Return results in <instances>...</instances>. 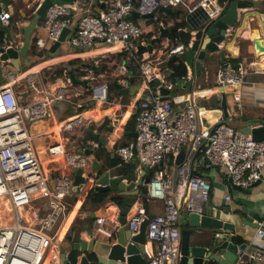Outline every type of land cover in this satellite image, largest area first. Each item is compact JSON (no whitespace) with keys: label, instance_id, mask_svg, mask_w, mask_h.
Listing matches in <instances>:
<instances>
[{"label":"built area","instance_id":"2783aa9c","mask_svg":"<svg viewBox=\"0 0 264 264\" xmlns=\"http://www.w3.org/2000/svg\"><path fill=\"white\" fill-rule=\"evenodd\" d=\"M22 1L25 9L33 14L42 0ZM192 2L106 0L98 12L92 11V0L53 2L45 9L40 21L45 35L37 37L34 42L36 50L41 51L46 45L55 42L64 28L69 27L71 31L64 42L69 46L80 50L98 46L113 47L136 66L150 99H141L135 106L134 144L120 145L116 153L122 162L135 158L140 169L153 170L145 187L146 197L162 201L161 213L148 215L144 207L139 205L125 222L131 234L135 235L142 221L148 219L143 243L146 264H177L180 212L203 214L211 184L208 178L192 171V161L196 155H200L211 167L223 170L230 181L241 188H249L258 182L264 168V139L254 140L249 134L226 122L200 129L192 99H187L184 107L175 111L170 97L158 98L152 93L151 80L157 77L163 84L164 71L169 70L164 61L184 51L191 37L187 44L177 39L159 40L155 45L160 47L157 51L162 59L151 60L137 51L138 45L144 48L147 45L143 38V27L130 18L132 12L159 16V8L176 9ZM208 3L213 4V1H198L189 10L199 5L206 7ZM9 16L8 10L0 9V26L9 25ZM20 45L21 31L18 30L13 40L2 45V48ZM255 66L254 70L261 71ZM113 69L117 76H124L127 63L114 62ZM0 70L3 77L0 83V198L6 197L9 205L8 215L0 218V264H41L48 252L54 251V257L58 260L57 243L61 223L68 212L69 205L65 199L73 194V174L78 168L84 176L91 171V160L83 152L85 147L83 144L76 145V139L83 136L90 126L89 112L93 106L98 111L101 106L119 105V102L116 98L114 101L109 98L108 81L95 79V72L91 68H85L84 75L79 78L85 84L75 86L77 84L67 78L65 84L54 90H47L39 75L19 72L8 61L0 62ZM244 74L241 64L225 61L217 70L216 80L219 85L228 83L234 100L239 101V88ZM22 80L26 91L31 89L40 92L41 99L18 100L15 86ZM167 88L170 89L171 85H167ZM26 91L19 93L24 92L25 95ZM88 102L92 103V107H88ZM63 103H72L75 108L86 105V109L68 120L55 123L58 130L52 127L48 131H32L31 126L35 122L52 120L56 111L54 105ZM101 122L102 118L98 120V123ZM44 137L52 140L47 146V155L51 159L62 157L71 173L58 171L52 177L47 174L35 145L36 139ZM187 144L189 148L184 160L174 167L171 174V159ZM90 147L96 148L97 143L93 142ZM42 198L46 201L43 208L40 204ZM224 199L229 200V196ZM107 220L105 215L96 217L90 227L91 238L111 237L119 223L117 218H113L111 225L114 229L111 230ZM256 233L262 237L264 226H259ZM252 262L264 263V251L242 252L232 264Z\"/></svg>","mask_w":264,"mask_h":264},{"label":"crops","instance_id":"0c3cea01","mask_svg":"<svg viewBox=\"0 0 264 264\" xmlns=\"http://www.w3.org/2000/svg\"><path fill=\"white\" fill-rule=\"evenodd\" d=\"M92 1V11L98 12L104 7L106 0ZM198 1L201 0H193V2L190 4L173 9L171 15L164 13L165 17H163V12H159V16L155 15L150 18H141L133 15L132 20L140 24L145 31L143 38L147 45L146 48H148L151 40L157 34L156 28L158 23H167V26H170L172 21L177 18L178 15L182 14L186 10H189L190 6ZM11 2V7L13 10L12 16L14 20L19 22L23 21L22 24L24 25L33 16V14L30 13L29 10L25 9L22 0H11ZM250 2H252L253 5L250 12L256 13H250V16H246V14L242 18V21L237 23L235 28L232 29L230 36H228L225 41H222L219 44V48L223 52L222 58H220L218 53H214L212 59L209 61H202L210 63L207 65L202 63L203 69L201 70L199 77H195L194 70L189 69L184 61L183 63L187 70V74L184 78L180 80H172L170 79L172 70L169 69L168 71H164L165 77L163 84L166 87L167 85H171L169 97L171 98L173 110L177 111L178 109L183 108L186 104V100L192 99L196 109V121L200 129L212 128L220 122H230L232 127L241 129L240 124L243 121L256 119L264 120V72H262V68L264 66V55L256 59L253 49V41L256 38L262 37L264 40V35L262 34L261 30V20L257 15L264 14V0H251ZM0 9H6L9 11L8 7L3 4ZM40 21L41 19L39 20L38 27L32 33V51H28L27 53V58L30 60L32 59V62L35 63L34 65H30V67L21 66L18 71L23 73L30 72L39 75L44 81L45 88L47 90H54L56 87L65 84L69 75L66 73V69H63L60 76L56 78H49V73L44 75L42 72V70L45 68L48 69L52 66L60 64L66 65L67 62L73 59L87 62L92 67L96 68L105 66L106 69L103 72L99 71L94 73L95 79L102 78L108 81L109 91L113 95V101L116 98L119 102V105L115 104L114 106H101L99 107L98 111H96L94 110L95 107H92V103H88V107H92L91 111L89 112L91 117L89 120V125L93 124V131L97 132L98 126L100 124L98 123V120L102 118L103 122L101 123H109L110 120L106 116V113L113 107V115L114 117L120 119V125L123 128L124 133L116 143L112 142L111 146L113 156L110 155V152H108L106 148H101V146L98 147V155L103 162L107 163L109 166L116 167V174H121L123 172L122 166L120 164H112V159L117 158L118 160H121L116 153V148L122 145V143L129 144L133 142V136L128 135V133L134 131V118L136 111L135 106L137 105L138 101L141 100V95L144 93L147 94L148 92L145 88V85H143L141 78L139 77L137 69L134 70L132 67L127 66L126 75L124 76H117L114 72L108 73V60L105 58L104 54L114 57L117 62H126L122 59V55H119L120 51L114 50L113 47L98 46L80 50L63 43L59 53L49 54L47 52L48 45H46V47L41 51L34 50L33 47H35L34 42L36 38L45 35L44 30L41 28ZM178 31L186 32L185 29H179ZM192 35L193 32L191 31V39ZM153 47L154 48L151 53H149L146 49L140 52L141 55L148 57L151 60H156L157 58H159V60L162 59V56L157 51L160 47L155 44H153ZM102 59H104V61H102ZM166 61L167 59L164 62ZM225 61H229L234 65L241 64L245 70L243 82L239 88V101H235L231 93H225L228 113L227 116L223 114L220 107L221 94L225 90L222 85L217 83L216 80L217 70ZM20 62H24V60L20 59ZM165 65L167 66V62ZM254 66L261 69V71L254 70ZM12 67L16 69L13 65ZM111 75L112 77H110ZM191 79H195V87L192 93L188 94L185 91V86L187 80ZM23 82L24 81L22 80L15 86L16 92L26 91V87ZM136 84H139L137 88L135 87ZM117 85H119V87ZM150 85L153 95L158 96L157 87H155L152 82ZM75 86H78V84ZM129 88H135L134 92H127L125 94L120 91ZM41 97L42 95L40 92L31 89H28L26 94L23 96L24 101L38 100L41 99ZM72 106V103H63L62 108L55 111L52 120L47 122H35L31 126L32 131L37 132L42 129L48 131L52 127H55L54 129L58 130V126H54L55 123L68 120L75 114L81 113L86 109V105L84 107L81 106L83 108L82 110L72 113ZM94 119L98 124L93 121ZM51 141L52 140L47 137L36 139L35 141L42 167L50 177L54 176L58 171L71 173V169L66 166L62 157L51 159L47 155L46 149ZM92 143L93 141L86 133L76 139V145L78 144V146H82V144L85 146H92ZM188 148L189 144L183 146L181 150L187 153ZM176 156H173V160L171 159L172 156H170L171 174H173L174 167L176 166ZM91 167L92 163L90 169ZM141 169L144 170V175L148 176L147 173L149 172V169L143 167ZM141 169L137 163L133 171V173H137V177L134 180L140 177ZM138 170L139 172H137ZM192 171L195 174L203 175L208 178L211 184L210 196L203 205V213H211L212 215L216 214L219 215L223 220L232 222L234 225V230L232 232L234 243L247 244L245 250L243 251L244 253L251 252L253 250L264 251V237H259L256 233L257 228L245 221L247 220L252 223L259 222L260 227L264 226V218H260L256 213L257 211L264 212V168L262 169L261 179L258 182L249 188L241 189H238L231 184L230 179L223 170L211 167L200 157V155H196L194 157L192 161ZM131 179H133V176ZM90 185V182L86 183L80 193H73L70 196H67L65 199L69 206L68 212L61 223L62 227L58 239L59 242L57 240V247H59V249L65 245L66 240L71 236L76 238H88L90 234V227L98 216L105 215L107 217V226L111 230L114 229L113 225H111V220L113 218H117L119 223L117 229L121 228L123 225L120 223L119 216L123 215L127 220L128 216L133 213L135 208L141 205L140 192L138 195H136L135 201L125 214H122L118 206L110 199H107L103 204L93 209L82 210L81 205L87 192L90 190ZM112 195L118 194L111 192L109 196ZM227 195L229 196V200L226 201L224 197ZM45 202V199L42 198L40 201L42 208L44 207ZM148 206V215L161 213L163 210L161 200H149ZM91 214L95 215L94 219L91 218ZM180 220L185 227H191L187 222V214L185 211L180 212ZM123 227L126 229V224H124ZM116 230H114V232ZM98 237L101 239H107L102 236ZM112 244H115V240L112 241ZM53 253L56 252H48L41 264H56L57 258L54 257ZM209 264L217 263L210 262ZM251 264L259 263L252 262Z\"/></svg>","mask_w":264,"mask_h":264},{"label":"water","instance_id":"95a60500","mask_svg":"<svg viewBox=\"0 0 264 264\" xmlns=\"http://www.w3.org/2000/svg\"><path fill=\"white\" fill-rule=\"evenodd\" d=\"M70 3L72 0H42L33 16L24 25L23 21H15L12 16L11 0H0V7L6 5L9 9V25L0 26V62H10L16 70L21 66H29L32 59L27 58V53L32 44V33L38 27L39 20L43 16L45 9L53 2ZM213 4L208 3L206 7L199 5L193 10H186L175 18L170 26L167 23H158L156 28L158 35L154 37L148 48L138 45L137 51L147 49L152 52L153 44L159 40H170L172 32L179 29H185L188 34L193 32L189 46L178 55H171L167 61L181 60L184 61L189 69L194 70L195 77H199L203 64L206 65L212 59L214 53H218L220 58L223 57V52L219 48V44L230 36L232 29L237 23L242 21V18L250 16L252 8L251 0H212ZM172 8H159V12L171 15ZM132 15L141 18L153 17V14L142 15L132 12ZM261 20V30L264 35V14H257ZM76 29V28H74ZM21 31V45L19 47H11L3 49L2 45L13 40L15 33ZM71 31L69 27L62 30L58 39L51 43L47 52L49 54L59 53L61 46L66 40L67 34ZM253 49L255 58L264 55V40L262 37L256 38L253 41ZM23 59L24 62H20ZM69 80L76 84H85L84 80H80L74 74L69 75ZM3 81L0 70V83ZM151 82L157 87L158 98H168L170 89H168L161 80L157 77ZM195 79L187 80L185 91L192 93L194 89ZM119 87V85H117ZM139 84H136V88ZM224 92L221 94L220 107L225 116L227 113L226 92L231 93V86L228 83L222 84ZM135 89V88H134ZM133 88L120 90L122 93L134 92ZM23 93L16 92L18 100L23 101ZM109 98L113 95L108 94ZM141 99L149 100L148 94H142ZM63 104H55L54 109H61ZM82 107L72 106V113L82 110ZM109 118V123H101L98 126V131L94 132V125L91 124L86 130V134L91 138L97 147L85 146L84 154L88 155L92 167L90 173L82 174L80 168L76 169L73 174L72 192L80 193L85 184L90 182V188L93 190L114 192L118 195H138L144 189L150 180V176L144 175V170H140V177L137 173H133V179H126L122 174H116V167L109 166L103 162L98 155V147L106 148L110 155L113 156L112 142L116 143L123 135L124 130L120 125V119L114 117L113 107L106 113ZM231 124L230 122H226ZM241 131L249 134L254 140L264 139V120H248L241 122ZM128 135L133 136V144L136 137V132H129ZM134 150V146H133ZM185 151L181 150L175 160V165H179L185 158ZM231 182V181H230ZM232 185H234L231 182ZM238 189L240 186L234 185ZM260 218H264V212H256ZM91 218H95L91 214ZM121 225L124 226L125 216H119ZM254 227L259 228V222H249ZM187 222L189 228L185 227L180 220L178 221V229L180 233V249L177 264H209L210 262L217 264H232L246 248V243H234L232 232L234 225L230 221L223 220L219 215L206 214L201 215L190 212L187 214ZM148 219L145 218L138 232L132 235L131 232L123 226L112 233L107 239L101 238H76L69 237L65 245L59 249L58 260L56 264H146V259L143 252V243L145 242V230ZM264 235L262 236V238ZM115 240V244L112 241Z\"/></svg>","mask_w":264,"mask_h":264},{"label":"trees","instance_id":"16d2710c","mask_svg":"<svg viewBox=\"0 0 264 264\" xmlns=\"http://www.w3.org/2000/svg\"><path fill=\"white\" fill-rule=\"evenodd\" d=\"M131 19L133 18V15L130 17ZM41 19V18H40ZM170 38L172 40H179L181 42H184L187 44L190 40V34L187 32H181V31H175L171 33ZM32 49V45L30 50ZM119 55H122V59L126 61L128 67H132L134 70L137 69L136 66L133 65V61L129 58H127L126 55L123 53H120ZM167 66L169 69L172 70V73L170 75V79L172 80H180L184 78L187 74L186 66L184 65L183 61L177 59L174 61H166ZM84 68H91L94 70V72H99V71H104L106 69L105 66H101L100 68L92 67L89 63L87 62H82L77 59L70 60L69 62L64 64H60L56 67L48 68L49 69V78H56L62 74L63 69H66V73L68 75L74 74L77 78L84 75ZM122 145H124L122 143ZM121 160H118L117 158L112 159V164H120L123 168V172L121 173L124 178L126 179H131L133 176V171L136 167V160L131 159L127 162H120ZM148 176L153 175V170L149 169V172L147 173ZM111 192L108 191H100V190H93L90 189L85 198L84 201L81 205L82 210H87V209H93L95 207H98L99 205L103 204L107 199H110L113 203H115L120 212L122 214H125L128 209L132 206L133 202L135 201L136 195L134 196H129V195H112L109 196ZM148 201L149 199L146 197V189H142L141 191V197H140V202L141 206L144 207L145 211L149 209L148 206ZM238 240V239H237Z\"/></svg>","mask_w":264,"mask_h":264},{"label":"rangeland","instance_id":"374dc122","mask_svg":"<svg viewBox=\"0 0 264 264\" xmlns=\"http://www.w3.org/2000/svg\"><path fill=\"white\" fill-rule=\"evenodd\" d=\"M33 49L36 50L35 47H33ZM29 51H32V49L29 50ZM104 56H105V58H107V60H108V64H107V67H108V68H107V71H108V73H112V72H114V69H113V67H114V62H117V60H116L114 57H110V56H108L107 54H104ZM102 61H104V59H102ZM109 62H110V63H109ZM34 63H35V62H31V64H29V67H30V65H34ZM56 66H58V65H56ZM56 66H52L51 68L53 69V68L56 67ZM42 72H43L44 75H46V74L49 72V69L45 68V69L42 70ZM110 77H112V75H111ZM111 80H112V78H111ZM114 91H115V90H114ZM88 103H90V102H88ZM54 128H55V127H54ZM8 209H9V205H8V202H7L6 197H2V198H0V218H1L2 216H6V215H8Z\"/></svg>","mask_w":264,"mask_h":264}]
</instances>
